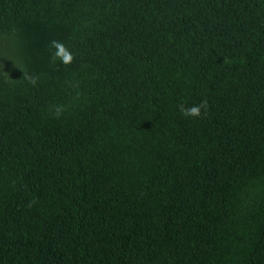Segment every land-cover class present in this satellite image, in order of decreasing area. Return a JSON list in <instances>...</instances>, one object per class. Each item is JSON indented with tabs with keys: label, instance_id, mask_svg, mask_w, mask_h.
Segmentation results:
<instances>
[{
	"label": "trees",
	"instance_id": "trees-1",
	"mask_svg": "<svg viewBox=\"0 0 264 264\" xmlns=\"http://www.w3.org/2000/svg\"><path fill=\"white\" fill-rule=\"evenodd\" d=\"M0 264H264V0H0Z\"/></svg>",
	"mask_w": 264,
	"mask_h": 264
},
{
	"label": "clouds",
	"instance_id": "clouds-1",
	"mask_svg": "<svg viewBox=\"0 0 264 264\" xmlns=\"http://www.w3.org/2000/svg\"><path fill=\"white\" fill-rule=\"evenodd\" d=\"M53 46L58 49L57 55L61 58L64 64H71L72 63V55L67 51L64 45L61 42L53 41ZM64 53L67 55L65 56ZM29 82L33 85L36 84L35 78H29ZM202 109L207 110V102L202 101L198 105H193L191 107H185L184 105H180V111L186 117H199L202 114ZM64 111L63 107L58 106L56 108V116L59 117L62 112Z\"/></svg>",
	"mask_w": 264,
	"mask_h": 264
},
{
	"label": "snow or ice",
	"instance_id": "snow-or-ice-1",
	"mask_svg": "<svg viewBox=\"0 0 264 264\" xmlns=\"http://www.w3.org/2000/svg\"><path fill=\"white\" fill-rule=\"evenodd\" d=\"M64 55L66 56L67 54H66V53H64Z\"/></svg>",
	"mask_w": 264,
	"mask_h": 264
}]
</instances>
